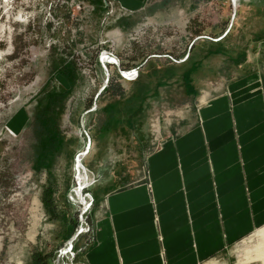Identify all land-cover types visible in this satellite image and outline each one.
Returning a JSON list of instances; mask_svg holds the SVG:
<instances>
[{
	"label": "rangeland",
	"instance_id": "rangeland-1",
	"mask_svg": "<svg viewBox=\"0 0 264 264\" xmlns=\"http://www.w3.org/2000/svg\"><path fill=\"white\" fill-rule=\"evenodd\" d=\"M140 1L0 0V264H85L96 189L138 181L149 151L230 85L264 103V0ZM261 225L216 255L264 264Z\"/></svg>",
	"mask_w": 264,
	"mask_h": 264
},
{
	"label": "crops",
	"instance_id": "crops-1",
	"mask_svg": "<svg viewBox=\"0 0 264 264\" xmlns=\"http://www.w3.org/2000/svg\"><path fill=\"white\" fill-rule=\"evenodd\" d=\"M228 88L149 151L138 181L95 190L85 264H227L216 254L264 223L262 94Z\"/></svg>",
	"mask_w": 264,
	"mask_h": 264
},
{
	"label": "bare ground",
	"instance_id": "bare-ground-1",
	"mask_svg": "<svg viewBox=\"0 0 264 264\" xmlns=\"http://www.w3.org/2000/svg\"><path fill=\"white\" fill-rule=\"evenodd\" d=\"M232 1V3L233 4H235L236 5V3H237V0H231ZM101 58L103 59V62H104V64H106L105 62H106V60H111V58H113L112 56H111V54L109 53H106V52H103L102 53V56H101ZM113 61V60H112ZM104 66V68H105V70L107 69L106 68V66L105 65H103ZM125 72V74H128V72H126V71H124ZM85 150H87V149H89L88 147H85L84 148ZM83 149V151H85ZM85 152H87V151H85ZM84 152V153H85ZM82 159L83 158H81V155H79V156H77V157H75V177H76V179H78V177H82L81 178V182H78V180H77V183H78V186L75 188V191H76V198H75V200H77V201H79V202H83V198H84V196H82V195H80L81 194V190H82V188L84 187V186H86L87 184L89 185V183L91 184L92 182H93V179H88V178H86L87 176L86 175H88V170L86 171L85 170V168H86V166H84V164H82ZM83 167V168H82ZM87 180H90V182L89 181H87ZM83 227V226H82ZM81 230V229H80ZM262 233H264V228H262L261 230H260ZM79 232V231H78ZM73 237L72 238H70L68 241H67V244H66V247L62 250V252L61 253H65V252H67L69 249L71 250V247H72V242H73ZM60 255V254H59Z\"/></svg>",
	"mask_w": 264,
	"mask_h": 264
},
{
	"label": "built area",
	"instance_id": "built-area-1",
	"mask_svg": "<svg viewBox=\"0 0 264 264\" xmlns=\"http://www.w3.org/2000/svg\"><path fill=\"white\" fill-rule=\"evenodd\" d=\"M103 52H107V53H110L111 54V56L113 57V58H111V60L109 59L108 61H106L105 63H115L117 66H118V68H119V60H118V58L115 56V55H113V53L112 52H110V51H108V50H103L102 52H101V54H100V57H99V59H100V62L102 63V65H105L104 64V62H103V59L101 58V56H102V53ZM113 60V61H112ZM104 67V66H103ZM120 69V68H119ZM124 71H126V72H128V74H125V72ZM120 72H121V74L122 75H124V76H130V75H135V74H137L138 73V70L135 68V69H130V70H120ZM108 77V76H107ZM105 83H106V80H105ZM84 127H85V125L83 124V123H81V128H82V130H79V133H80V131H81V134H80V136L82 135V133H83V131L84 132H86L85 130H84ZM86 138V141L85 142H83V145H82V148H79L78 150H77V152H76V154H75V157H77V156H79V155H81V158H83L84 159V157L87 155V153H88V150H87V152H85L84 153V151H83V149L85 148V147H90V138H89V135L87 134V133H84V135H83V138ZM81 139H82V136H81ZM75 157H74V159H75ZM83 159H82V162H83ZM83 168V167H82ZM85 170L87 171L88 169L87 168H85ZM89 171V170H88ZM89 175V174H88ZM94 181V180H93ZM86 196V195H85ZM84 196V197H85ZM91 202H92V197H91V195H87L86 196V198H83V202H82V204H83V207L84 208H89V206L91 205Z\"/></svg>",
	"mask_w": 264,
	"mask_h": 264
}]
</instances>
